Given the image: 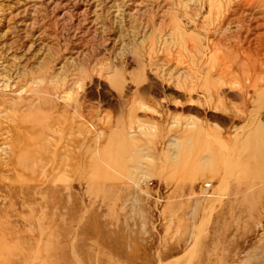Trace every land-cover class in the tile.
I'll return each instance as SVG.
<instances>
[{
  "label": "rangeland",
  "instance_id": "374dc122",
  "mask_svg": "<svg viewBox=\"0 0 264 264\" xmlns=\"http://www.w3.org/2000/svg\"><path fill=\"white\" fill-rule=\"evenodd\" d=\"M247 1L0 0V264H264Z\"/></svg>",
  "mask_w": 264,
  "mask_h": 264
},
{
  "label": "bare ground",
  "instance_id": "6f19581e",
  "mask_svg": "<svg viewBox=\"0 0 264 264\" xmlns=\"http://www.w3.org/2000/svg\"><path fill=\"white\" fill-rule=\"evenodd\" d=\"M251 2H252V0L247 1L248 4H252ZM253 81H254V80H253ZM257 81H258V80H257ZM254 82H255V81H254ZM258 82H259V81H258ZM260 83H261V82H260ZM14 139H15V138H14ZM14 139H13V141H14ZM16 141H17V140H16ZM11 142H12V141H11ZM18 145H19V144H18ZM11 146H12V145H11ZM21 148H22V147H21Z\"/></svg>",
  "mask_w": 264,
  "mask_h": 264
}]
</instances>
